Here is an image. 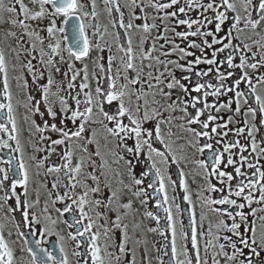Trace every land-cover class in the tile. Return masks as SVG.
<instances>
[{
    "label": "snow or ice",
    "instance_id": "snow-or-ice-1",
    "mask_svg": "<svg viewBox=\"0 0 264 264\" xmlns=\"http://www.w3.org/2000/svg\"><path fill=\"white\" fill-rule=\"evenodd\" d=\"M0 134V264H264V0H0Z\"/></svg>",
    "mask_w": 264,
    "mask_h": 264
},
{
    "label": "flooded vegetation",
    "instance_id": "flooded-vegetation-1",
    "mask_svg": "<svg viewBox=\"0 0 264 264\" xmlns=\"http://www.w3.org/2000/svg\"><path fill=\"white\" fill-rule=\"evenodd\" d=\"M46 42H47V41H46ZM33 63L35 64V63H37V62H36V61H33ZM76 66H77V68H81V67H82V65H81V63H80L79 61L76 62ZM61 67L63 68L64 66L62 65ZM201 67H203V66H201ZM56 78L59 79V76L57 75ZM77 82H79V80H78ZM29 83H31L30 80H29ZM53 90L55 91V89H53ZM37 98H39V97H37ZM210 99H211V98H210ZM23 115H24V109L21 108V109H19V118H20V120H21L22 127H26V125H23V123H22V117H23ZM36 119H37V122H39V117H37ZM0 135H2V134H0ZM53 159H55V156L53 157ZM186 171H187V170H186ZM173 179H176L175 174H173ZM187 180H188V183H189V186H190L191 190H192L193 192H195V191H196V183L193 182L191 176H188V177H187ZM182 193H183V190H182V189H178V190H177V195H182ZM169 194H170V195L172 194L171 191L169 192ZM194 199H195V197H194ZM54 215H55V214H54ZM145 223H146V224H152L151 221H145ZM149 238H151V237H149ZM46 239H47L49 242H51V241L55 240V237H47ZM69 251H71V248H69Z\"/></svg>",
    "mask_w": 264,
    "mask_h": 264
}]
</instances>
